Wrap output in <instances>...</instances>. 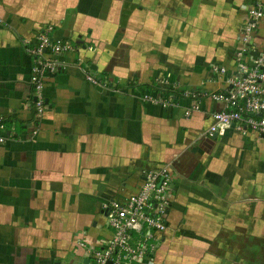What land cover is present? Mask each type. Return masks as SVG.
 Returning a JSON list of instances; mask_svg holds the SVG:
<instances>
[{
	"label": "crops",
	"instance_id": "obj_1",
	"mask_svg": "<svg viewBox=\"0 0 264 264\" xmlns=\"http://www.w3.org/2000/svg\"><path fill=\"white\" fill-rule=\"evenodd\" d=\"M259 1L0 0V264H91L112 234L104 205L163 164L174 190L153 264H264V135L213 138L223 104L186 95L225 89L239 52L264 45V18L241 39ZM46 27L77 51L37 116L29 48Z\"/></svg>",
	"mask_w": 264,
	"mask_h": 264
},
{
	"label": "built area",
	"instance_id": "obj_2",
	"mask_svg": "<svg viewBox=\"0 0 264 264\" xmlns=\"http://www.w3.org/2000/svg\"><path fill=\"white\" fill-rule=\"evenodd\" d=\"M249 19L244 24L241 39L247 46L253 44V32L259 19L264 18V1L255 2L249 8ZM52 27H46L38 35L35 45L29 51L35 56L30 82L34 91L36 115L47 107L44 86L47 78L60 69L59 56L77 51V46L66 38H52ZM247 48L239 52L235 73L227 80L226 88L211 94L187 91L186 95L196 99L210 96L221 102L223 108L212 113L214 123L207 130L208 135L230 127L257 131L264 135V45L257 54L248 56ZM216 71H224L215 66ZM86 78L96 85L102 82L87 74ZM164 92V91H163ZM141 97L167 106L173 96L158 93H142ZM198 104L185 111L189 115ZM0 130L5 131V120L0 114ZM5 140L0 133V142ZM173 179L170 165L163 164L143 172L142 182L136 190L117 197L105 204L109 208L107 224L112 229L111 237L98 248L90 250L91 264H153L154 254L168 228V213L172 204ZM80 245H84L81 241Z\"/></svg>",
	"mask_w": 264,
	"mask_h": 264
},
{
	"label": "water",
	"instance_id": "obj_3",
	"mask_svg": "<svg viewBox=\"0 0 264 264\" xmlns=\"http://www.w3.org/2000/svg\"><path fill=\"white\" fill-rule=\"evenodd\" d=\"M217 136V134H214L213 135V138H215ZM106 210H105V212H106V215L108 214V212H109V208H105Z\"/></svg>",
	"mask_w": 264,
	"mask_h": 264
}]
</instances>
